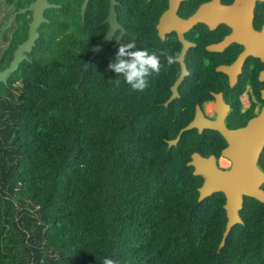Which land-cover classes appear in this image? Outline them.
Here are the masks:
<instances>
[{
    "label": "trees",
    "instance_id": "trees-1",
    "mask_svg": "<svg viewBox=\"0 0 264 264\" xmlns=\"http://www.w3.org/2000/svg\"><path fill=\"white\" fill-rule=\"evenodd\" d=\"M163 1L121 9L126 32L115 49L101 47L87 70L90 48L103 39L98 20L89 8L82 26L55 17L42 24L28 58L0 82V264H102L105 256L121 264H264V202L244 195L241 221L218 247L225 196L212 191L198 199L201 177L187 165L192 153L218 158L225 140L215 130L191 128L167 143L189 122L194 105L221 88L212 66L220 52L201 43L190 47L188 72L167 105L176 62L168 66L161 57L163 67L144 91L122 77L120 86L112 83L116 74L108 64L120 39L178 52V43L155 33ZM24 28L18 22L1 50L0 70ZM257 70L244 68L226 92L235 117L229 127L254 115V103L240 113V96L250 83L259 99ZM258 166L264 171V146Z\"/></svg>",
    "mask_w": 264,
    "mask_h": 264
},
{
    "label": "water",
    "instance_id": "water-1",
    "mask_svg": "<svg viewBox=\"0 0 264 264\" xmlns=\"http://www.w3.org/2000/svg\"><path fill=\"white\" fill-rule=\"evenodd\" d=\"M180 0H169V7L162 13L156 28L159 36L163 38L164 30L177 31V37L180 41L181 30L190 26L196 21H204L209 28H214L218 23H227L233 27L232 32L223 40L211 43L206 46L208 49H220L223 45L232 40L242 41L245 45L244 50L235 59L230 66H218L216 70L229 73L231 84H235L238 73L241 72L243 60L247 54H253L260 57L264 62V28L256 31L252 28L251 20L255 0H234L230 5H221L219 0H211L201 4L195 12L184 20L171 19L172 15ZM49 6L45 0H36L26 9H33V18L29 23L28 35L24 41L19 43L13 50L12 57L7 67L0 70V82H6L12 73H14L22 60L27 59V53L32 50L35 40L38 37L37 27L45 20L42 15L44 7ZM84 6V2L82 7ZM25 11V9H21ZM113 11V10H112ZM114 14L110 10L109 21L110 29L105 34L103 41L95 44L90 48V55L86 59V65L83 70H87L90 60L98 53L101 47L109 44L112 36V29L117 27L114 21ZM174 18V17H173ZM171 19V20H170ZM167 26V27H164ZM122 29L116 37V41L121 35ZM186 44L182 43L177 57L181 63V72L171 85V94L164 101V105L174 97L178 96L177 86L183 79L186 71L183 67L182 56ZM259 80H264V69L259 72ZM213 111L214 117L208 118L204 115L198 105L194 106L193 115L189 122L180 128L178 134L167 140L168 146L176 144L180 133L185 129L195 128L200 132L203 128L212 129L225 140L226 145L220 150L219 158L226 159L230 167L222 169L217 165L216 158L213 155L201 157L197 153H192L188 166L193 168V174L201 177L198 185V199L209 194L212 191H221L225 196L222 206L225 208L227 220L225 227L221 232L218 247L222 244L223 238L229 231L230 227L241 221L239 209L242 206L244 195H250L264 202V192L261 184L264 182V171L258 166L259 153L264 146V104L258 113L249 119L245 125L237 128H229L223 118H225L228 105L223 103L220 94H213ZM261 99L264 100V89L261 90Z\"/></svg>",
    "mask_w": 264,
    "mask_h": 264
},
{
    "label": "flooded vegetation",
    "instance_id": "flooded-vegetation-1",
    "mask_svg": "<svg viewBox=\"0 0 264 264\" xmlns=\"http://www.w3.org/2000/svg\"><path fill=\"white\" fill-rule=\"evenodd\" d=\"M35 1L36 0H0V41L5 42L3 46H0V52L1 50H3V48H6L9 46V43L13 39V35L18 27V22H20L21 25L23 26L25 25L24 29H25L26 35L20 42H16V46L26 39L28 35V30H29V23L31 22L33 18V14H34L33 9H26V8L29 7L30 4H33ZM145 1L146 0H45V2L49 4V6L43 8L42 15L45 18V20L42 21L37 27L38 36H39L40 28L42 29V24L43 23L49 24L52 21V19L55 17L66 19L67 23L69 22L68 27L69 26L71 27L70 22L72 21H74L73 25L76 24V22H78L82 26L84 22L85 13L87 9L89 8L90 10L89 16L91 18L98 20L99 31L103 32V39L95 43L97 44L104 40L105 34L110 29V21H109L110 19L108 17H109L110 10H111V12H113L114 14L113 17H114V21L117 23V27L112 29L113 33L111 36V40L109 44L106 46H110L113 43V48L115 49V46L119 40L118 39L116 41V37L119 34L120 29H122L120 37L126 32V29L123 26V22L119 20L120 17H118V12L121 11V9L128 10L129 2H132V3L136 2L139 4V6L142 9H145ZM210 1L211 0H190V1L180 0L177 4L175 12L172 15H170V17L171 19H175V23L177 26V23H178L177 20L186 19L193 12H195L201 4H205ZM83 2H84V6L82 7ZM219 2L221 5H230L234 2V0H219ZM168 7H169V0H164L163 5H162V10L157 17L156 22L154 23L155 33L158 36V38H160L161 40L170 38L174 44L178 43L177 44L179 45V50L177 52L178 56H179V51L181 49V45L184 41L186 46L183 51L182 63L186 71V74L188 72L186 69L188 60H186L184 56H185L186 51L190 47L198 46L199 48L200 43H201L203 50L219 51L221 54L219 62H215L214 64H212V66L215 71L220 72L223 83L220 84V87H221L220 89L215 90V91H209L211 99L206 100L201 103L200 109L204 113V115L208 118L214 117V111L212 109L214 98L212 95L218 93L220 94L221 101L228 105L225 118H223V121H225V124L228 126V122L230 121L229 117L232 116V113H231L232 107L229 102L230 98L227 97L228 90L234 88L237 85L239 81V77L243 73L244 68L249 67V70H251V68L254 69V67H258V70L256 72H257V79L260 82L257 88L258 93H259V99L255 97L253 87L250 83L246 85L245 90L240 96V100L242 102L240 113H243V112L245 113L247 110L250 109V107L252 106L251 104L254 103V108H253L254 115L253 116H255L264 104V100L261 99V96H260L261 90L264 89V80H259L258 78L259 72L264 69V62H262L260 57L257 55L247 54L243 60L241 72L238 73L237 80L235 84L232 85L229 73H226L225 71L216 70V68L218 66H230L232 63H234L235 59L244 50V47H245L244 43L242 41L232 40L228 42L227 44L223 45L220 49H208L206 48V46L208 44L216 43L218 41L225 39L232 32L233 27L229 26L227 23L221 22L215 25V27L211 29L204 21H196L192 23L190 26L185 27V29L181 30L180 35H181L182 41L178 39L177 37L178 33L175 29L168 30V31L164 30L163 38H161L156 28V24L159 21L162 13ZM21 9H25V11H21ZM252 14H253L252 20H251L252 28L256 31H261L262 28H264V0L254 1V7H253ZM164 27H167V26L164 25ZM16 46L12 49V53H13V50L16 48ZM232 55H234V57H232ZM11 57H12V54H11ZM177 57H176V63L179 66V72H178V75H179L181 72V63ZM203 62H204L203 66L208 65L207 58H203ZM258 62L262 66H259ZM178 75L176 76V78L178 77ZM170 92H171V89H170ZM243 96H247V100L249 103L248 106L246 107L244 106L245 102L243 100ZM207 103L210 104L211 109L209 111L206 110ZM253 116L249 117L242 124L239 123L240 118H241L240 116V118H237V121L235 119L236 125L234 127H229V126L228 127L237 128V127L243 126ZM217 161H219V156L218 158H216V162Z\"/></svg>",
    "mask_w": 264,
    "mask_h": 264
},
{
    "label": "clouds",
    "instance_id": "clouds-1",
    "mask_svg": "<svg viewBox=\"0 0 264 264\" xmlns=\"http://www.w3.org/2000/svg\"><path fill=\"white\" fill-rule=\"evenodd\" d=\"M177 54L168 49L149 51L146 48H138L134 38L123 42L120 39L115 58L108 64V69L116 74L112 80L116 86L123 82L134 91H144L149 86V78L154 74L159 75L163 64V57L168 66L176 62ZM102 264H121V261L108 256L102 260Z\"/></svg>",
    "mask_w": 264,
    "mask_h": 264
},
{
    "label": "rangeland",
    "instance_id": "rangeland-1",
    "mask_svg": "<svg viewBox=\"0 0 264 264\" xmlns=\"http://www.w3.org/2000/svg\"><path fill=\"white\" fill-rule=\"evenodd\" d=\"M3 44H5V42H1L0 41V46H3ZM243 100H244V102H245V107L246 106H248V100H247V96H243ZM211 108H210V104L209 103H207V111H209ZM211 112V111H210ZM220 160L221 161H223V162H220ZM217 163H218V166L219 167H221L222 169H227V168H229L230 167V163H229V161H227L226 159H219V161H217Z\"/></svg>",
    "mask_w": 264,
    "mask_h": 264
},
{
    "label": "bare ground",
    "instance_id": "bare-ground-1",
    "mask_svg": "<svg viewBox=\"0 0 264 264\" xmlns=\"http://www.w3.org/2000/svg\"><path fill=\"white\" fill-rule=\"evenodd\" d=\"M220 159H222V158H220ZM220 162H223V161L220 160Z\"/></svg>",
    "mask_w": 264,
    "mask_h": 264
}]
</instances>
